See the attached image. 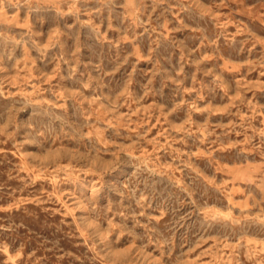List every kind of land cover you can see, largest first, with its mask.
Segmentation results:
<instances>
[{"label":"rangeland","instance_id":"rangeland-1","mask_svg":"<svg viewBox=\"0 0 264 264\" xmlns=\"http://www.w3.org/2000/svg\"><path fill=\"white\" fill-rule=\"evenodd\" d=\"M0 264H264V0H0Z\"/></svg>","mask_w":264,"mask_h":264}]
</instances>
